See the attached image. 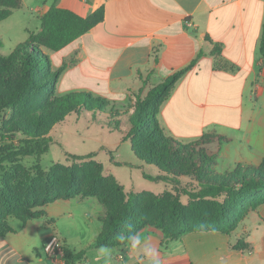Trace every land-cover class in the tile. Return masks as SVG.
Masks as SVG:
<instances>
[{
  "label": "crops",
  "instance_id": "0c3cea01",
  "mask_svg": "<svg viewBox=\"0 0 264 264\" xmlns=\"http://www.w3.org/2000/svg\"><path fill=\"white\" fill-rule=\"evenodd\" d=\"M51 2L21 0L15 13L27 17L25 40ZM57 5L80 16L104 7L103 20L90 30L57 51L43 48L51 69H62L58 93L123 100L189 66L157 107L163 132L183 143L219 134L230 141L218 149L237 148L233 163L262 160L264 0H57ZM216 44L219 54L213 53ZM43 209L44 215L24 223L8 220L12 230L0 234V264H264V203L229 233L192 231L166 241L161 230L145 226L120 248L93 244L107 216L98 198H59ZM53 232L72 253L83 250L82 257L48 258L42 246Z\"/></svg>",
  "mask_w": 264,
  "mask_h": 264
},
{
  "label": "trees",
  "instance_id": "16d2710c",
  "mask_svg": "<svg viewBox=\"0 0 264 264\" xmlns=\"http://www.w3.org/2000/svg\"><path fill=\"white\" fill-rule=\"evenodd\" d=\"M20 4L21 0H0V21L8 18ZM103 18V5L87 16H80L70 9L58 6L57 0H52L47 10L39 17V28L30 31L29 37L17 43L8 55L0 54V113L5 108L24 103L32 91L48 89L51 84H56L62 69H51L50 59L43 48L57 51L90 30ZM220 49V45L216 44L213 53L219 54ZM259 52L260 67L264 68V23ZM188 67L173 72L148 91L141 103V107H147L148 111L136 114L130 120V131L124 135L127 138L136 134L149 142L146 148L148 154L142 158L156 165L161 172L154 177L146 175L147 178L179 184V193L166 190L162 195L152 196L150 203L157 204L156 214L145 216L136 209L137 194L125 191L123 185L117 182L112 183L110 191L116 193L117 198L105 200L96 196L107 209V216L102 218V229L93 242L96 247L120 248L145 226L161 230L166 241L181 238L192 231L217 230L229 233L249 210L264 203V156L258 166L237 163L229 170L217 171L213 167L217 153L208 146L211 143L222 144L230 139L219 134H207L193 142L183 143L166 135L160 127L156 119L157 107ZM105 102L104 98L94 97L89 92L65 93L54 103L59 112L50 113L46 118L55 123L62 119L65 113L78 115L82 110H102L106 106ZM115 112L118 116L124 114H117V110ZM23 130L31 137L36 134L31 129ZM0 137L8 136L0 133ZM39 141L20 146L19 149L25 153L46 151L52 138L47 136ZM134 149L142 154L144 152L138 147ZM5 152L7 151L0 150V154ZM90 155L92 154L77 157ZM70 177H73V173H70ZM182 177L187 179L186 183L181 182ZM180 195L188 197L187 204L182 202ZM222 197L224 200L220 201ZM59 198H72V195L60 197L57 192L46 194L39 206L44 207ZM201 203L213 205L210 213L200 212ZM186 206L193 208L196 214V219L192 222L188 221ZM8 214L14 215L24 223L44 215L45 211L43 208L33 212L22 210L5 200L4 207L0 208V234L12 230L8 223ZM234 246L241 247V240ZM66 252V259L71 261L80 259L84 253L83 250L76 253L71 250Z\"/></svg>",
  "mask_w": 264,
  "mask_h": 264
},
{
  "label": "rangeland",
  "instance_id": "374dc122",
  "mask_svg": "<svg viewBox=\"0 0 264 264\" xmlns=\"http://www.w3.org/2000/svg\"><path fill=\"white\" fill-rule=\"evenodd\" d=\"M15 10L0 21L1 55H8L17 43L25 40L23 24L27 17H18ZM35 24L36 21H32L31 28ZM147 93L132 91L123 100L92 94L106 101L102 110H82L78 115L65 113L62 119L52 123L46 116L59 112L54 103L64 94L58 93L53 83L48 89L32 91L24 103L3 109L0 133L8 137H0V150L7 151L0 154V208L7 200L19 209L37 211L46 206H39L42 197L52 192H57L60 197L71 194L72 197L115 199L118 195L110 191V186L117 182L125 191L137 194L136 209L140 214H156L157 204L150 203L152 196L162 195L166 190L177 194L180 185L147 178L161 172L156 165L142 158L148 154L149 142L136 134L124 137L131 129L130 120L136 114L148 111L147 107H141ZM115 110L117 114H124L118 116ZM23 128L34 130L36 134L31 137ZM47 136H51L52 142L46 151L25 153L19 149L26 144L38 143ZM217 145L222 144L211 143L208 146L217 153L215 170L225 171L237 163L243 164L233 163L230 159L236 156L237 148L228 145L229 149L224 150L221 146L218 149ZM136 147L144 150L143 154L136 151ZM87 154L92 155L77 157ZM261 163L262 160L258 164L243 165L258 166ZM180 180L187 182L184 177ZM180 198L184 204L188 203L186 195H180ZM223 200L224 197L220 199ZM212 207L199 204L200 212L205 214L210 213ZM185 212L189 222L196 219L193 208L186 206ZM7 219L18 221L12 214H8Z\"/></svg>",
  "mask_w": 264,
  "mask_h": 264
},
{
  "label": "built area",
  "instance_id": "2783aa9c",
  "mask_svg": "<svg viewBox=\"0 0 264 264\" xmlns=\"http://www.w3.org/2000/svg\"><path fill=\"white\" fill-rule=\"evenodd\" d=\"M42 250L45 255L52 260L67 261L66 251L69 249L65 247L64 240L56 232L51 233L46 238Z\"/></svg>",
  "mask_w": 264,
  "mask_h": 264
}]
</instances>
